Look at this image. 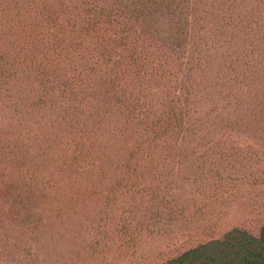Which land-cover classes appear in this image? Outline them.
Returning <instances> with one entry per match:
<instances>
[{"label": "trees", "instance_id": "obj_1", "mask_svg": "<svg viewBox=\"0 0 264 264\" xmlns=\"http://www.w3.org/2000/svg\"><path fill=\"white\" fill-rule=\"evenodd\" d=\"M263 117L264 0H0V264L117 257ZM157 259L264 264V224Z\"/></svg>", "mask_w": 264, "mask_h": 264}, {"label": "rangeland", "instance_id": "obj_2", "mask_svg": "<svg viewBox=\"0 0 264 264\" xmlns=\"http://www.w3.org/2000/svg\"><path fill=\"white\" fill-rule=\"evenodd\" d=\"M253 132L258 134L253 138V144L245 141L236 151V155L241 153L245 158L239 156L229 162V184L222 188L215 185V191L209 186L211 191H207V196L197 198L178 217L169 214L168 221L157 234L141 236L134 246L126 245L128 248L117 257L97 264H149L198 240L215 236L230 225L238 224L249 230L263 225L264 127ZM78 263L91 264L88 260Z\"/></svg>", "mask_w": 264, "mask_h": 264}]
</instances>
